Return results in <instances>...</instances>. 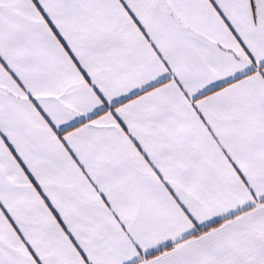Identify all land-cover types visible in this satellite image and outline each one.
<instances>
[{
    "label": "snow or ice",
    "instance_id": "snow-or-ice-1",
    "mask_svg": "<svg viewBox=\"0 0 264 264\" xmlns=\"http://www.w3.org/2000/svg\"><path fill=\"white\" fill-rule=\"evenodd\" d=\"M0 264H264V0H0Z\"/></svg>",
    "mask_w": 264,
    "mask_h": 264
}]
</instances>
